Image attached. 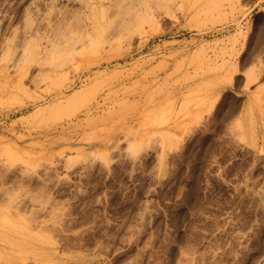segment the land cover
Returning <instances> with one entry per match:
<instances>
[{
	"label": "rangeland",
	"instance_id": "374dc122",
	"mask_svg": "<svg viewBox=\"0 0 264 264\" xmlns=\"http://www.w3.org/2000/svg\"><path fill=\"white\" fill-rule=\"evenodd\" d=\"M122 1L0 0V264H264V0Z\"/></svg>",
	"mask_w": 264,
	"mask_h": 264
},
{
	"label": "bare ground",
	"instance_id": "6f19581e",
	"mask_svg": "<svg viewBox=\"0 0 264 264\" xmlns=\"http://www.w3.org/2000/svg\"><path fill=\"white\" fill-rule=\"evenodd\" d=\"M117 2H120L121 0H116ZM129 1V0H128ZM127 0H124V2H128ZM131 1V0H130ZM136 1H138V0H136ZM143 0H141V2H142ZM123 2V1H122ZM123 2V3H124ZM133 2H135V1H133ZM132 2V3H133ZM139 2V1H138ZM138 2H135V4L133 5V6H136V3H138ZM143 3H144V1H143ZM132 6V7H133ZM248 23H250V21L248 22ZM33 51V50H32ZM32 51H30V52H32ZM108 128V127H107ZM124 128V127H123ZM143 131V130H142ZM139 133H140V130H139ZM140 135H142V133L140 134ZM104 138L106 139V144L107 145H112L111 143H113V141L115 140V138L112 136L111 137V135H109V134H106V135H104ZM140 142V140H136V141H132V147L131 148H136L137 146V144ZM96 151H98V152H100V148H96V149H92V152H96ZM4 179V178H3Z\"/></svg>",
	"mask_w": 264,
	"mask_h": 264
}]
</instances>
